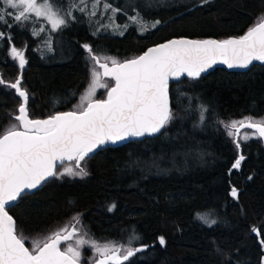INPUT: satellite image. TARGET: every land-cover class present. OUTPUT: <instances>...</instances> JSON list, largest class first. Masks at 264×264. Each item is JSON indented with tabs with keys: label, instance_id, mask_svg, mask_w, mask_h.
I'll return each mask as SVG.
<instances>
[{
	"label": "trees",
	"instance_id": "1",
	"mask_svg": "<svg viewBox=\"0 0 264 264\" xmlns=\"http://www.w3.org/2000/svg\"><path fill=\"white\" fill-rule=\"evenodd\" d=\"M108 3L122 10L113 14L114 21L121 26L127 23L126 30L106 29L104 16L98 19L79 10L55 31L39 18L23 28L11 19V28L0 25L11 44L24 50L27 63L21 87L29 93L30 118H45L81 103L92 67L84 44L97 55L123 61L173 37L239 36L264 13V0ZM137 13L149 23L148 31L141 32L128 20ZM155 21L160 23L150 27ZM41 27L44 31L32 34L33 28ZM9 47L8 39L0 40V74L5 83L15 82L20 72ZM102 82L113 83L107 78ZM106 92L98 88L94 99L105 98ZM169 97L173 119L160 133L102 146L81 162L87 176L49 178L7 208L17 232L28 238L25 245L30 250L32 240H42L79 214L78 227L93 239L126 243L135 233L140 241H134V247L149 245L124 264H264V245L258 241L264 240V140L254 137L242 142L239 152L245 159L239 169H232L239 154L221 123L264 117V64L255 63L245 71L216 67L197 78L172 81ZM20 103L15 90L0 87V131L18 123L14 116ZM201 105L206 109L203 121ZM69 165L74 162L63 164ZM233 187L238 198L230 195ZM207 209L214 210L217 220L212 227L195 217ZM65 246L62 242L61 249ZM92 257L93 249L84 246L80 262L90 264Z\"/></svg>",
	"mask_w": 264,
	"mask_h": 264
},
{
	"label": "snow or ice",
	"instance_id": "2",
	"mask_svg": "<svg viewBox=\"0 0 264 264\" xmlns=\"http://www.w3.org/2000/svg\"><path fill=\"white\" fill-rule=\"evenodd\" d=\"M203 2L207 3V0ZM91 4L93 10L89 12L88 0H72L67 12H63L58 0H0V5L7 6H0V25L11 28V19L16 26L23 28L33 19L44 18L52 30H58L67 25L68 18H75L72 9L94 17L101 0H91ZM103 6L105 12L110 10L115 14L122 11L113 8L108 0H103ZM8 9L15 10V13ZM110 19L114 21L115 15ZM128 20L141 32L149 30V23L139 13L129 16ZM159 23L155 21L150 27L154 28ZM128 26L126 23L115 25V28L126 30ZM42 31L43 27L39 30L33 28L32 34L38 35ZM119 34L123 35V31ZM3 39L9 40V55L18 61L21 73L13 83H5L0 74V87L15 90L22 102L18 106L19 114L14 116L18 123L0 131V264H80L81 249L86 245L93 249L91 264H124L149 247L143 243L134 247L133 242L140 241L135 233L126 243L101 242L81 231L78 227L80 215L77 214L71 218L70 224L54 230L42 240H32L30 250L25 247L28 238L22 231L17 232L14 218L7 208L49 178L87 176L86 167L81 162L106 143L161 132L173 119L168 92L170 78H179L184 74L189 78L200 77L218 60L229 68L247 67L255 60L264 61V13L241 36L223 40L170 39L148 48L142 55L123 61L97 55L91 45L84 44L82 47L92 67L90 83L81 96V103L72 111L57 112L46 119L29 118V93L21 87L22 70L27 63L24 51L11 44V37L0 31V40ZM101 59L105 62L101 63ZM102 77L112 78L114 86L102 82ZM98 88L107 89L106 99H94ZM204 111L206 109L201 105V121ZM221 123L237 150L244 141L254 137L264 138V117L255 119L245 116ZM242 129L252 131L241 132ZM244 159V155L240 154L231 168L239 169ZM65 161H73L74 166H63ZM58 165L63 166L62 171L56 170ZM230 195L238 198V189L233 187ZM114 207L113 204L108 210ZM195 217L208 227L217 223L213 209L197 212ZM253 231L259 235L258 230ZM74 238V244L69 243ZM158 239L161 245L165 243L163 236ZM62 242L66 245L63 250ZM260 242L264 245V240Z\"/></svg>",
	"mask_w": 264,
	"mask_h": 264
},
{
	"label": "water",
	"instance_id": "3",
	"mask_svg": "<svg viewBox=\"0 0 264 264\" xmlns=\"http://www.w3.org/2000/svg\"><path fill=\"white\" fill-rule=\"evenodd\" d=\"M253 26V25H252ZM247 31V30H246ZM245 31V32H246ZM244 32V33H245ZM243 33V34H244ZM243 34H241V35H243ZM241 35H239V36H241ZM229 37H236V36H229ZM229 37H227V38H229ZM180 38H186V39H190V40H206V39H213V40H223V39H227V38H223V39H217V38H210V37H207V38H190V37H173V38H170V39H180ZM170 39H168V40H170ZM168 40H166V41H168ZM166 41H163V42H159V43H157V44H161V43H165ZM157 44H155V45H151V46H149L148 48H150V47H154V46H156ZM147 48V49H148ZM147 49L145 50V51H147ZM24 51V50H23ZM145 51H143L142 53H140L139 55H142ZM138 55V56H139ZM17 62V65H18V61H16ZM101 63H104L105 61H100ZM255 63H257V64H264V61H258V60H255V61H253L251 64H249L247 67H233V68H229L228 66H227V64H225V63H223L222 61H220V60H218L217 61V63L216 64H214L210 69H208L206 72H203V73H201V75H204V74H206V73H208V72H210L211 70H213L214 68H216V67H221V68H224V69H226V70H229V71H245V70H247L251 65H253V64H255ZM25 66H26V64H25ZM25 66H24V68H25ZM97 67H99L98 65H97ZM109 67H111V63H109ZM23 68V69H24ZM100 69V72L101 73H103V69H101V68H99ZM23 71V70H22ZM20 73H21V70H20V72H19V75H20ZM200 75V76H201ZM184 77H187V78H189L186 74H184V75H182V76H180L179 78H170L169 79V84H168V92H169V86H170V83L172 82V81H174V82H176V81H179V80H181L182 78L184 79ZM102 78H107L108 80L109 79H111L112 80V85L111 86H114V83H115V81L112 79V78H110V77H102ZM107 98V92H106V94H105V98H103V99H106ZM21 99V102H22V98H20ZM28 103V102H27ZM169 103H170V97H169ZM170 108H171V105H170ZM73 110V109H72ZM72 110H67V111H62V112H68V111H72ZM57 113V112H56ZM19 113H17L16 115H18ZM55 114V113H54ZM30 118V117H29ZM47 117H45V118H34V119H46ZM30 119H32V118H30ZM243 130V129H242ZM160 133V132H159ZM158 133H156V134H151V135H149V134H145V135H143V136H139V137H136V136H131V137H127V138H125L124 140H121V141H118V142H116V143H106L104 146H107V145H112V146H117V145H120V144H124L125 142H127V141H129V140H132V139H142V138H144V137H146V136H148V137H152V136H155V135H157ZM262 140H264V138H261ZM100 149V148H99ZM98 149V150H99ZM98 150H96L95 152H97ZM240 149L237 151L238 152V154L240 155ZM93 154H91L90 156H92ZM65 162H67V161H65ZM42 185H43V183H42ZM41 185V186H42ZM40 187V186H39ZM38 187V188H39ZM37 188V189H38ZM36 189H34V190H31V191H29V192H33V191H35ZM15 221V220H14ZM256 229V228H255ZM69 231H71V227L68 229ZM257 230V229H256ZM255 234H257L256 233V231H253ZM258 241L260 242L261 240L260 239H258ZM25 247H27L26 245H25ZM62 250V249H61ZM263 263H264V256H263ZM80 264H83V263H81L80 262ZM91 264V263H90Z\"/></svg>",
	"mask_w": 264,
	"mask_h": 264
},
{
	"label": "rangeland",
	"instance_id": "4",
	"mask_svg": "<svg viewBox=\"0 0 264 264\" xmlns=\"http://www.w3.org/2000/svg\"><path fill=\"white\" fill-rule=\"evenodd\" d=\"M58 3H59L60 6H61V10H62L63 12H67V10L69 9L70 4L72 3V0L58 1ZM0 6L7 7V6H5V5H0ZM8 10H9V11H12V12L15 13V10H13V9H8ZM75 10H77V9H72V16H73V13H74ZM92 10H93V8H92L91 0H89V1H88V9H87V11L90 12V11H92ZM86 13H87V12H86ZM104 14H105V15H104ZM96 16H97L98 19H100L101 17L104 16L105 19H104V22H103L102 24H103V26H104L106 29H111V30H113L114 32L119 31V29L115 28V25H116L115 21H112V20L110 19V17L113 16V13H112L110 10L107 11V12H105V10H104V6H103L102 3L99 5V9L96 11ZM39 19H41V20H43V22L47 23L51 31H55V30H52V29H51V25H50L46 20H44V18H39Z\"/></svg>",
	"mask_w": 264,
	"mask_h": 264
}]
</instances>
